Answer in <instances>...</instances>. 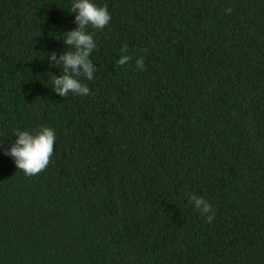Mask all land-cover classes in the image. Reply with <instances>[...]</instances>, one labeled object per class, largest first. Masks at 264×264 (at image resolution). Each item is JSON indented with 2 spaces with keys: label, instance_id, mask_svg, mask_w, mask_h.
<instances>
[{
  "label": "trees",
  "instance_id": "trees-1",
  "mask_svg": "<svg viewBox=\"0 0 264 264\" xmlns=\"http://www.w3.org/2000/svg\"><path fill=\"white\" fill-rule=\"evenodd\" d=\"M94 2L90 94L60 97L72 0H0V264H264V0ZM41 125L25 176L3 150Z\"/></svg>",
  "mask_w": 264,
  "mask_h": 264
},
{
  "label": "clouds",
  "instance_id": "clouds-1",
  "mask_svg": "<svg viewBox=\"0 0 264 264\" xmlns=\"http://www.w3.org/2000/svg\"><path fill=\"white\" fill-rule=\"evenodd\" d=\"M75 13L76 27L64 33L63 44L68 46L57 59L56 53L51 52L48 59L52 64H59L63 74L51 77L52 91L60 97L69 93L73 95H89L90 89L81 82L83 77L88 81L94 79L96 68L92 67L93 61L89 54L97 44L93 33L87 29L102 30L111 20V15L106 5H98L94 0H72L69 13ZM232 8L225 9V14H231ZM127 51V45L121 49L122 54L116 60V64L125 65L131 57L123 54ZM137 68L143 69L144 58L138 56L135 60ZM15 140L3 150V154L12 158L15 167L25 176H34L43 171L49 164L53 154V145L56 139L55 131L50 126L41 125L35 130H17L13 133ZM192 207L211 224L215 219L212 205L202 196L190 193L187 196Z\"/></svg>",
  "mask_w": 264,
  "mask_h": 264
}]
</instances>
